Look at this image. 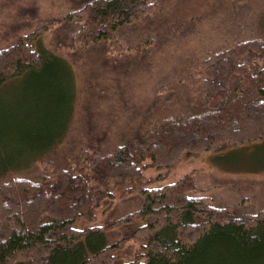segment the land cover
<instances>
[{
  "label": "trees",
  "instance_id": "1",
  "mask_svg": "<svg viewBox=\"0 0 264 264\" xmlns=\"http://www.w3.org/2000/svg\"><path fill=\"white\" fill-rule=\"evenodd\" d=\"M163 3L87 0L59 20L70 29L56 49L41 39L45 26L0 49V88L19 76L38 78L54 64L52 80L38 84V93L46 95L49 109L54 96L65 100L57 127L52 126L53 118L48 123L39 118L36 124L21 119L18 127L31 134L25 142L28 148L21 144L15 157L0 123V264H264V206L247 212L251 206L243 201L219 204L193 195L194 172L145 186L153 180L146 178V168L170 166L180 154H199L234 136L243 146L264 139V14L256 19L259 34L248 33L203 55L188 77L185 64H177L179 85L194 79L195 96L184 93L183 99L177 87L163 85L162 95L172 93L177 103L182 100L172 112L130 118L118 139L104 127L102 141L92 151L75 150V143L70 156L52 155L65 145L80 93L75 58L68 59L61 48L74 49V55L106 51L107 67L111 62L125 66L120 60L129 57L128 50L143 54L154 42L150 38L142 42L148 46L128 47L119 32L151 21ZM200 18L184 13L174 20L181 35L199 37L198 51L210 42V25L204 31ZM56 79L61 81L54 84ZM21 171L28 175L16 174ZM114 191L137 206L99 223L97 210L102 207L105 213L114 202ZM116 235L122 237L114 240ZM131 237H138L136 253L141 255L125 261L119 253ZM37 247L44 252L34 257L31 252Z\"/></svg>",
  "mask_w": 264,
  "mask_h": 264
},
{
  "label": "rangeland",
  "instance_id": "2",
  "mask_svg": "<svg viewBox=\"0 0 264 264\" xmlns=\"http://www.w3.org/2000/svg\"><path fill=\"white\" fill-rule=\"evenodd\" d=\"M85 1L87 0H0V49L12 45L19 36L29 33L37 26L47 27L41 39L47 47L56 49L57 41L64 40L70 29L64 27L59 20ZM163 1V6L151 21L144 25L128 26L119 32L120 40L127 42L128 47L148 46L149 44L142 42L150 38L154 42L153 47L142 52L143 54H137V50H128L126 54L129 57L120 60L127 63L125 66L111 62L110 66H114L107 67L106 58L110 55L106 51L88 53L79 51L74 55L73 52H76L74 49L61 48L68 59L75 58L76 62L73 64L77 84H80V93L75 118L65 139V145L52 153L54 157L70 156L81 147L86 150L97 148V144L102 141L100 133L104 127H109L111 137L118 139L123 132L122 127L128 125L125 122H129L130 118L137 116L138 120V116L144 115L145 112L151 114L172 112L182 100L177 103L178 97H170L172 93L162 95L160 88L163 85L177 87L179 97L183 99L187 98L186 94H189L190 98L194 95V79L188 78L179 85L182 81L177 76L180 72L175 71L177 64H185L184 76L187 74L188 77L191 68L200 58L203 59V55L206 57L205 54L231 44L234 39L248 36V33L259 34L257 20L264 14V0ZM184 13L186 16L189 13L190 16L201 17L198 25L204 31L208 30L209 23L210 42L206 49L198 51L199 37L195 33L192 34L194 36H184L181 35L182 32H178L179 28L174 20ZM215 23L220 25L219 29L211 26ZM188 30L186 28V31ZM142 48L138 51L141 52ZM110 51L116 54L113 47ZM190 53L194 54L191 58ZM54 67V64L50 65L38 78L32 75L19 76L0 88V123L5 130L3 133L5 139L14 145L10 150L12 157L21 152L22 149L19 147L21 144L23 149L28 146L25 142L31 134L18 127L21 119L22 123H25V117L28 122L36 124L39 123V118L43 122L47 120V123L53 118L55 119L54 123L52 121L53 127L60 123L64 112V98L54 96L50 110V102L45 99L46 95H40L37 89L38 84L52 80ZM60 81L56 79L54 84ZM20 136L24 138L23 142L20 141ZM237 137L239 136H234L228 142L199 154H180L170 166L163 164L161 167L146 168V178L153 180L147 182L145 186L171 182L183 174L194 172L197 189L193 195L210 197L219 204L236 205L237 202L243 201L251 206L247 212L258 210L264 206V139L243 146L244 144H238ZM75 143V150L69 153ZM16 174L28 175L24 171ZM157 176H160L161 180L157 179ZM114 193V202L110 203L111 206L105 213L103 214L102 207L97 210L99 223L106 217L108 220L109 216L113 219L137 206L135 200L125 203L126 201L121 200L122 195L119 191ZM256 204H259L257 208ZM102 214L104 217L100 219ZM120 237L122 236L116 235L113 239L118 240ZM139 245L138 237L128 238L123 243L120 258L132 261L141 255L139 252L136 253ZM42 252L43 249L37 247L31 253L34 257H39Z\"/></svg>",
  "mask_w": 264,
  "mask_h": 264
}]
</instances>
